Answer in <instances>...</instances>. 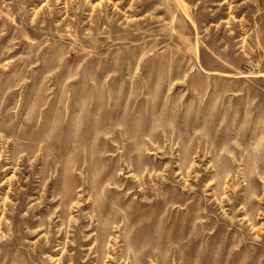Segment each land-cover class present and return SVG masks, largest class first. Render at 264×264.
<instances>
[{
	"label": "rangeland",
	"instance_id": "1",
	"mask_svg": "<svg viewBox=\"0 0 264 264\" xmlns=\"http://www.w3.org/2000/svg\"><path fill=\"white\" fill-rule=\"evenodd\" d=\"M0 264H264V0H0Z\"/></svg>",
	"mask_w": 264,
	"mask_h": 264
}]
</instances>
